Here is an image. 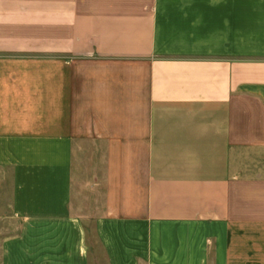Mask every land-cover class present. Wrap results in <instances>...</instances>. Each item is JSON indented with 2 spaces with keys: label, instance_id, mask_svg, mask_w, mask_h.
Wrapping results in <instances>:
<instances>
[{
  "label": "crops",
  "instance_id": "0c3cea01",
  "mask_svg": "<svg viewBox=\"0 0 264 264\" xmlns=\"http://www.w3.org/2000/svg\"><path fill=\"white\" fill-rule=\"evenodd\" d=\"M7 181L0 264H264V0H0Z\"/></svg>",
  "mask_w": 264,
  "mask_h": 264
},
{
  "label": "rangeland",
  "instance_id": "374dc122",
  "mask_svg": "<svg viewBox=\"0 0 264 264\" xmlns=\"http://www.w3.org/2000/svg\"><path fill=\"white\" fill-rule=\"evenodd\" d=\"M85 188L83 195L74 196L72 199V211L82 217L89 228L94 217L100 214L103 204L100 189L95 190L93 187ZM9 191L10 186L8 181L6 183L0 182V230H2L0 232V239L11 232V229L14 231V228L18 226L15 220L9 221L6 219V216L9 215ZM5 228H7L6 232L3 230Z\"/></svg>",
  "mask_w": 264,
  "mask_h": 264
}]
</instances>
